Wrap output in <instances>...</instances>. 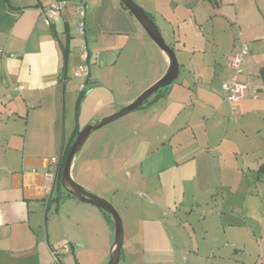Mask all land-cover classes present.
<instances>
[{
    "label": "crops",
    "instance_id": "0c3cea01",
    "mask_svg": "<svg viewBox=\"0 0 264 264\" xmlns=\"http://www.w3.org/2000/svg\"><path fill=\"white\" fill-rule=\"evenodd\" d=\"M52 1L0 0V264H106L113 229L87 202H52L51 162L76 131L157 82L168 60L117 0H66L46 25ZM135 1L174 51L178 78L90 135L70 176L118 212L119 264H245L246 239L259 247L263 237L247 220L264 223V0ZM243 44L248 90L232 115L220 88Z\"/></svg>",
    "mask_w": 264,
    "mask_h": 264
},
{
    "label": "water",
    "instance_id": "95a60500",
    "mask_svg": "<svg viewBox=\"0 0 264 264\" xmlns=\"http://www.w3.org/2000/svg\"><path fill=\"white\" fill-rule=\"evenodd\" d=\"M127 11L132 15L140 27L144 30L146 35L151 39L155 46L162 51L168 60V68L165 74L152 86L142 92L134 101L130 104L122 106L117 112L103 117L96 123H91L84 126L76 136L72 146L69 150L64 163L61 165V158L63 155V150L60 154V159L58 162L57 173L55 176V184L57 182V177L59 171L60 179L58 181L61 191L68 195L69 197L87 202L98 209L102 210L109 217L110 224L113 228V240L110 246L109 256L106 264H119L120 253L122 249L123 241V226L118 212L115 208L107 202L105 199L99 197L98 195L87 191L80 185H78L70 176V169L72 163L87 139L94 132L104 128L105 126L125 117L126 115L136 111L144 103L150 99L155 93L163 89L170 88L174 85L179 74V65L176 60L174 51L165 43L162 35L160 34L158 28L152 19L149 18L147 13L137 4L135 0H117ZM53 187V189H54Z\"/></svg>",
    "mask_w": 264,
    "mask_h": 264
},
{
    "label": "built area",
    "instance_id": "2783aa9c",
    "mask_svg": "<svg viewBox=\"0 0 264 264\" xmlns=\"http://www.w3.org/2000/svg\"><path fill=\"white\" fill-rule=\"evenodd\" d=\"M66 0H53L46 7L41 9V18L46 23V25H50L52 19L58 16L65 9ZM77 12L80 17L78 31L79 33H83L84 30V6L80 2L77 4ZM248 54V48L246 45H241L239 49L230 53L227 57L226 66L231 72V79L229 81H223L221 83V96L223 101L229 108L230 113L237 114L239 112V103L244 98L247 93V86L241 83L238 78L243 73V65L245 63V58ZM83 60L86 62L87 60V52L84 50L83 52ZM88 67L85 64L75 72L74 76L78 77L81 75H87ZM81 90L84 89V86H81ZM53 165H58V160L56 158L52 159L51 162ZM62 251L67 253L70 251L68 245H64L62 247Z\"/></svg>",
    "mask_w": 264,
    "mask_h": 264
},
{
    "label": "trees",
    "instance_id": "16d2710c",
    "mask_svg": "<svg viewBox=\"0 0 264 264\" xmlns=\"http://www.w3.org/2000/svg\"><path fill=\"white\" fill-rule=\"evenodd\" d=\"M206 1H210V0H206ZM124 9H126V8H124ZM126 10H127V9H126ZM147 15L149 16L150 19H152L151 16H150L148 13H147ZM63 52H64L65 57H67V55H68V48H67L66 46L63 47ZM168 92H169V88H167V89H163V90H161V91H158V92L155 93L150 99H148V100L144 103V105H142V106H141L140 108H138V109H142V108H144V107H147V106L153 104V102H155L157 99H159V98H161V97H164ZM84 94H85V92H84L83 90H81V91H80V94H79V98H78L77 106L80 104V101H81L82 98L84 97ZM138 109H137V110H138ZM78 132H79V131H76V132H75V135H74V138L72 139V141H71L69 144H67L66 147L64 148L63 155H62V158H61V165L64 163V160H65V158L67 157V155H68V153H69V150H70V148H71V146H72V143L74 142L76 136L78 135ZM60 173H61V169H60V171H59L58 178H57V184H56V187H55V191H56L55 193H56V195H55V198L52 200V202H54V203H56V204H58V202H59L62 198H64V197H69L68 195H65V194L61 191V189H60V186H59V183H58V181H59V179H60ZM69 198H71V197H69ZM101 211H102V210H101ZM102 213H103V215L105 216V218L107 219V221H108L110 227L112 228V226H111V224H110L109 217H108V216L106 215V213H104L103 211H102ZM112 229H113V228H112ZM120 255H121V253H120Z\"/></svg>",
    "mask_w": 264,
    "mask_h": 264
},
{
    "label": "rangeland",
    "instance_id": "374dc122",
    "mask_svg": "<svg viewBox=\"0 0 264 264\" xmlns=\"http://www.w3.org/2000/svg\"><path fill=\"white\" fill-rule=\"evenodd\" d=\"M127 117L128 116H126L124 118H121V119L115 121L114 123H112V124H110L108 126H105L107 128L104 127L102 129H110L111 127H114V125H118L120 123H123L124 121H127V120H125V119H127ZM100 131H102V130H100ZM263 204H264V198H263ZM263 216H264V213H263ZM247 224H248V226L252 225V226L255 227L254 230L256 231L257 236H259L258 232H259V229L261 227H262L261 230L263 232V237L260 238V241L258 243L259 247L254 244L255 242H253V241L250 242L248 239H246V241H245V244H244L245 246L242 247V250H243L242 253L243 254L242 253L241 254H242V257H244V259H243L244 263L245 264H251L252 261L257 258L254 255H257L259 253V250H261V252H262L261 259L262 260L264 259V257H263L264 256V223L262 222V225H261V223L257 222L256 224L254 223L255 224L254 225L252 221L247 220ZM243 260L241 258V261H243ZM183 264H187L186 261H183ZM189 264H191V262Z\"/></svg>",
    "mask_w": 264,
    "mask_h": 264
}]
</instances>
